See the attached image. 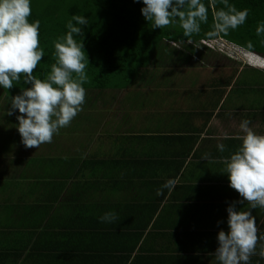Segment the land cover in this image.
<instances>
[{
	"label": "trees",
	"instance_id": "16d2710c",
	"mask_svg": "<svg viewBox=\"0 0 264 264\" xmlns=\"http://www.w3.org/2000/svg\"><path fill=\"white\" fill-rule=\"evenodd\" d=\"M230 2L238 9H250L246 23L230 31L227 36L220 35L210 39L206 33L211 31V10L209 22L202 25L201 33L185 38L179 26L153 29L142 15L141 8L144 6L142 0L140 3L134 0H32V15L29 19L41 21L40 46L45 50V56L34 70V75L43 78L50 71L51 65L55 63L53 42L66 33V24L73 15H85L89 18V24L83 28L85 56L89 59L86 68L89 80L84 85L87 95L83 110L71 123L74 127L72 130L67 127L61 129L60 134L54 136L52 143L41 145L39 149H44L41 155H38V148H27L21 142V136L16 127L17 116L21 115L19 111L16 110L13 115H7L11 108L10 97L20 94L21 86L30 87V85L21 81V85H14L11 89L0 88V93L4 94V99H0V189L2 190L1 198L4 201L0 203V208L5 209V212L0 214L1 238H6L8 241L9 236H17L21 247L25 248V245L28 246L33 238L44 240L49 235L47 231L52 223L59 224L63 230L69 226L71 231L74 220L59 216L60 213L76 211L78 218L79 209L84 207L92 213V225L87 227V230L96 232L100 236H105L101 234V231L112 233L109 236H115V228L112 225L102 227L99 219L105 212L111 210L118 212L122 221L125 222L132 221L135 216L139 220L154 219L156 208L151 207L152 211L149 213L148 207H138L134 201L136 197L133 198L136 190L142 189L146 183H134L129 171L127 172L129 177L123 178L120 176L121 172L116 170L121 162L125 161V165L131 164L134 156L132 151L127 149L124 151L123 158L118 160L115 157L110 159L109 155L104 157L99 154L103 152L99 148L92 150L96 153H92L91 159H86L84 162L83 158H78L73 147L69 146L71 135L90 119L96 127L93 128L96 134H100L98 130L100 124H102L101 129H104L107 126L105 123L110 125L116 121V108L111 103V99H115L120 93L125 92L129 98L136 96L137 101L134 103L140 102L141 105L145 100L152 105V98L158 99L155 107L161 104V101L175 102L174 100L180 96L179 79L166 78L163 83L158 84L154 81L160 77L149 79L153 74V68L166 66L169 74L175 75L178 70L188 68L193 57L197 56L201 61L208 63L213 52L202 44L203 41L220 38L264 55V42H261V38L255 33L257 23L264 20V0H230ZM77 39L81 38L77 37ZM249 41L253 43L252 49L247 47ZM150 65H152L151 68H149ZM202 66L205 64L203 63ZM212 67L215 68V65ZM224 80L215 76V80H211L208 85L202 84V88H206L201 89L199 93L207 97H204L206 111L203 114L206 123L214 115L216 120L222 118V120H232L230 118L233 113H230L226 101L223 100L232 83H224ZM213 82L214 84L211 85ZM238 83L239 81L235 85ZM154 85H163V88L155 89ZM244 88V93L249 92L244 96L251 97L252 94V98H256L255 93L248 89L249 87ZM212 89L215 98L207 92L203 93V91L211 92ZM134 91L137 94H134ZM91 92H95L96 98L90 95ZM105 94L109 96V98L104 97L108 101L102 99ZM142 99L144 100L141 101ZM127 102L129 101L126 100L125 103ZM151 105L145 106L148 111L145 118L152 120L155 115L152 113ZM176 113H172L171 117L173 118ZM127 115L129 114L125 113V116ZM257 117L258 114L255 113L252 120L255 122ZM159 119L164 121L163 124L169 120L164 114H160ZM130 120L129 117L127 121L130 122ZM172 120L178 121V117ZM172 120L169 130L175 133L178 139L191 141L195 139L196 134L204 132L203 128L206 124H203L202 129L197 130L194 127L186 129L177 127ZM193 132L195 134L192 135ZM216 133L215 131V137ZM226 133L238 135L241 134V130ZM96 134L88 136L92 144L100 142ZM186 135L192 136L185 137ZM65 137L69 140H65ZM143 137L140 134L134 136L135 139ZM160 137L169 139V136L160 135ZM232 140L225 139V141ZM238 143L240 142L236 140L235 146H238ZM101 167L105 171H101ZM139 209L142 210L143 216L140 215ZM43 221L49 222L43 227ZM219 227H215V230L209 229V233L219 232ZM73 229L82 231L84 227L75 225ZM223 230L227 231V229ZM137 231L143 233L144 229ZM138 235L142 236L140 233ZM1 238L0 241L4 242ZM2 250L3 246H0V251Z\"/></svg>",
	"mask_w": 264,
	"mask_h": 264
},
{
	"label": "crops",
	"instance_id": "0c3cea01",
	"mask_svg": "<svg viewBox=\"0 0 264 264\" xmlns=\"http://www.w3.org/2000/svg\"><path fill=\"white\" fill-rule=\"evenodd\" d=\"M238 75L239 72L236 75L228 72L227 78L223 81L232 83L223 98L230 113H233L230 121L222 120L223 118L216 120L214 115L206 123L203 116L206 107L203 101L207 97L204 98L200 93L190 97V100L200 99L202 106L200 103L195 106L189 105L184 112L179 108L172 118V107L177 102L167 101L156 107L154 105L152 111L154 118L146 119L147 107H142L140 102L134 103L137 101L136 96L129 98V95L127 96L124 92L117 94L115 99H111V103L116 108V121L110 125L105 123L107 126L104 129H101L102 124L99 125L98 130L101 136L98 141L100 142L92 144L89 141L90 144L87 142L83 144V138L87 139L90 134H96L91 119L89 122L85 121L80 129L72 133L69 146L73 147L78 158H83L84 162L86 159H91L92 153H96L92 150L99 148L103 150L99 154L104 157L109 155L110 159L115 157L118 160L123 158L124 151L127 149L132 151L134 156L131 164L125 165V161L121 162L116 170L121 172L120 176L123 178L129 177L127 174L129 171L134 183H146L142 189L136 190L133 198L136 197L134 201L138 207H148L149 213L152 211L151 207L156 208L152 221L142 217V220H139L135 216L132 221L125 222L117 212L118 218L114 223H102V227L112 225L115 228V236H109L112 233L105 231H101V234L105 236H100L96 232L87 230V227L92 225V213L86 207L79 209L78 218L76 211L61 212L59 216L74 220V226L82 225L84 229L74 231L73 226L70 231L68 226L63 230L59 224L52 223L47 231L49 235L44 240L33 238L31 239L33 241L28 246L26 244L25 248L21 247L17 236H9L8 241L0 237L4 240V242L0 241V246H3V250L0 251L2 256L0 264H218L214 255L219 246L217 240L219 232L209 233V229L215 230V227L220 226V231L228 230L226 209L230 203L242 199L236 190L229 187L227 174H223L224 165L218 160L221 155L227 156L237 147L236 139L225 141L224 137L236 136L234 133L226 132L240 130L239 125L243 119H250V127L264 134V120L259 124L256 123L257 120L255 122L252 120L255 115L252 109V98L244 96L249 92L242 95L241 100L246 101V104H241V100L237 97L236 103H229ZM213 84L214 82L211 85ZM254 89L251 90L257 97L258 92L256 88ZM91 93L90 95L96 98L95 92ZM211 96L215 98L213 89ZM104 97L109 98L106 94L102 99L107 100ZM184 97L182 96L179 100L184 101L186 98ZM0 99H4V94L0 93ZM126 100L129 102L125 103ZM254 100L255 98L253 102ZM262 101H264L263 98ZM211 107L214 110V107ZM189 112H194V115ZM125 113L129 115L125 116ZM198 113L200 115H197ZM160 114H164L169 120L163 124L164 121L159 119ZM129 117L130 122L127 121ZM177 117L178 121L172 120ZM180 118L185 120L179 121ZM171 120L175 121L177 127L186 129L194 127L198 130L203 128L204 123L206 124L203 128L204 132L196 134L195 139L191 141L178 139L175 133L169 130ZM227 121L232 127L227 124ZM209 131L214 133H206ZM179 133L183 134V132ZM139 134L144 137L135 139L134 136ZM160 135L169 136V139ZM77 141L82 144L75 143ZM218 143H224L227 146L224 153L218 151L216 147ZM204 154L209 155V161L202 158ZM101 171L105 169L101 167ZM171 178L178 179L176 189L171 193L163 189L164 194L158 196L157 190ZM0 192H2L1 189ZM0 202H4L2 198ZM245 204L237 203L236 206L238 209L248 207ZM0 211V214L4 213L5 209L0 208ZM141 211L139 209L140 215L143 214ZM252 211L257 219L259 231L264 232V209ZM161 214L162 217H160ZM47 222L49 221L42 222L43 227ZM67 224L69 225V222ZM142 228L143 233L137 231ZM139 233L142 236H139ZM251 264H264V259L253 256Z\"/></svg>",
	"mask_w": 264,
	"mask_h": 264
},
{
	"label": "clouds",
	"instance_id": "9594fccd",
	"mask_svg": "<svg viewBox=\"0 0 264 264\" xmlns=\"http://www.w3.org/2000/svg\"><path fill=\"white\" fill-rule=\"evenodd\" d=\"M134 2L140 3L141 0ZM142 3V15L153 29L179 26L185 38L201 33L202 25L209 22L210 10L211 31L206 33L210 39L227 36L230 31L238 29L246 23L250 12L248 8L238 9L230 0H142ZM31 15L32 0H0V88L8 90L21 85V81L30 85L21 86L20 94L10 97L11 108L7 115L19 111L21 115L17 116L16 127L21 142L27 148L39 149L43 144L52 143L54 136L70 126L83 110L87 95L84 85L89 80L83 28L89 24V18L72 16L66 24V33L53 42L55 63L43 78H38L34 70L44 58L45 50L40 46L41 21H30ZM255 33L264 42V20L257 23ZM202 44L224 58L227 56L231 63L244 70L264 75L263 54L220 38ZM247 47L252 49L253 43L249 41ZM237 50L242 53L237 55ZM248 82L251 89L259 87L251 80ZM250 125V119H243L239 125L241 134L224 137L240 143L228 156L219 158L229 186L242 199L230 203L226 209L228 230L219 231V246L214 255L218 264H251L253 256L264 259V232L259 231L252 211L264 209V134L254 131ZM216 147L220 153L227 150L224 143H218ZM202 158L209 161L208 154ZM177 184V178L166 180L157 195H163V189L171 193ZM245 202L248 207L237 208V203ZM117 218L115 210L99 217L102 223L109 224Z\"/></svg>",
	"mask_w": 264,
	"mask_h": 264
},
{
	"label": "rangeland",
	"instance_id": "374dc122",
	"mask_svg": "<svg viewBox=\"0 0 264 264\" xmlns=\"http://www.w3.org/2000/svg\"><path fill=\"white\" fill-rule=\"evenodd\" d=\"M237 55L241 54L242 52L240 50L236 51ZM208 54V53H207ZM206 55V54H205ZM211 59H209L210 61L207 62H203L201 61L200 58L193 57L190 62H189V67L185 68V69H181L178 70V72L175 75H170L169 74V69L165 66L164 68L161 67H154L153 68V74H151L149 79H153L152 77H160L158 78V80L154 81L158 84H161L165 81L166 78H171V79H179L178 82L181 83V85L178 88V92L180 93V96L177 97V99H175L174 101H176L177 103L175 104L174 107H172V111L171 113L174 112H178V108H181V111H187L189 105L190 106H195L197 104H201L202 106V102L200 99H194V100H190V97H195L197 95H199V92L201 89H205L202 88V84L208 85L210 83L211 80H215V76L219 77V78H227V73H236L239 72V83L236 85L232 97L229 100L230 104L236 103L237 101L235 100L236 97L239 98V100L242 99V95L245 92V86L249 87L248 89L250 90L251 88V84L248 82L249 80H251V83L253 84H259L262 86H259L256 88L257 92H258V96L255 98L254 102H253V95L251 94L252 97V109L255 111L256 114H258L257 117V121L256 123L259 124L260 122H262V120H264V107H263V103L264 101H262V98L264 99V85H263V81H264V75L258 74V72L255 71H250V70H244V68L239 67L238 65H235L234 63H231V59L226 58L229 53L226 51V57L224 58V56L222 55H218L216 53L211 54ZM236 55V56H237ZM205 64V66H202L203 63ZM157 65V64H156ZM211 65V66H208ZM213 65H215V68L212 67ZM152 65L149 66V68H151ZM162 76H166V77H162ZM198 79L200 81H198ZM152 82V81H150ZM153 87H155V89H157L158 87L163 88V85H154ZM241 90H240V88ZM156 92V91H154ZM207 92L208 94L212 93L210 91H203ZM134 94H137V92L134 91ZM182 96H185L184 101H182L183 99H180ZM204 97H206L204 95ZM172 98V97H170ZM206 99H204L203 102H205ZM156 101H158V99L156 100L155 98H152V106L151 109L153 111L154 109V105L156 103ZM168 100L165 101H161L162 104L167 103ZM250 101V100H248ZM241 104H246V101H242L241 100ZM151 105V103L148 100H145L142 103V107L144 106H148ZM245 106V105H243ZM259 107V111H256V108ZM263 107V108H262ZM189 113H193L194 112H189ZM184 118H180L179 121H184ZM255 124V123H254ZM74 127V125H70L67 128L71 129ZM69 135V134H68ZM101 136V134L99 135V137ZM65 140H69V138L65 137ZM90 139L87 137V139L83 138V144L84 143H88L90 144ZM74 142V141H73ZM77 144H82V142H75ZM37 151H39L38 155H41L42 153H44V149H38ZM36 154V153H35ZM1 194V192H0ZM1 198V196H0ZM1 203V202H0Z\"/></svg>",
	"mask_w": 264,
	"mask_h": 264
}]
</instances>
